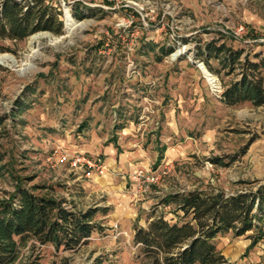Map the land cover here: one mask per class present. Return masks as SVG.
<instances>
[{"label": "rangeland", "instance_id": "rangeland-1", "mask_svg": "<svg viewBox=\"0 0 264 264\" xmlns=\"http://www.w3.org/2000/svg\"><path fill=\"white\" fill-rule=\"evenodd\" d=\"M48 1L62 10V35L0 41V201L21 186L109 213L95 216L105 231L80 250L30 239L13 264H143L135 228L178 221L168 195L264 184V107L224 105L233 77L196 59L218 38L264 58V0ZM76 3L94 16L74 18ZM104 37L108 48L91 52ZM150 42L174 52L158 62ZM77 156L107 171L87 174ZM140 169L159 181L144 186ZM251 233L216 247L231 264H264V236L253 245Z\"/></svg>", "mask_w": 264, "mask_h": 264}, {"label": "trees", "instance_id": "trees-1", "mask_svg": "<svg viewBox=\"0 0 264 264\" xmlns=\"http://www.w3.org/2000/svg\"><path fill=\"white\" fill-rule=\"evenodd\" d=\"M62 15L60 7L48 0H0V41L21 42L40 32L62 35ZM72 15L82 21L94 16V12L76 3ZM108 46V38L104 37L90 51L99 54ZM146 46L148 52H155L158 62L174 52L172 47L155 42ZM196 59L217 77H233L220 95L224 105L237 107L248 103L264 107L261 54L250 55L218 38L200 47ZM4 122L1 118L0 127ZM35 189L19 186L9 199L0 201V264H13L21 245L30 239L43 246L52 245L56 250L76 252L89 243L93 234L105 231L95 216L108 215V208L77 210L67 199L38 195ZM162 204L175 207L178 221L159 217L145 228H135L133 243L143 264H231L217 249V237L229 233L241 237L252 232L247 238L255 245L264 236V184L233 194L213 189L175 193L163 199Z\"/></svg>", "mask_w": 264, "mask_h": 264}, {"label": "built area", "instance_id": "built-area-1", "mask_svg": "<svg viewBox=\"0 0 264 264\" xmlns=\"http://www.w3.org/2000/svg\"><path fill=\"white\" fill-rule=\"evenodd\" d=\"M64 159H67V156H64ZM101 160H98L97 162L94 160H90L87 157H79L77 156L74 159V162L77 163H82V164H88L87 165V174H91V171L94 172V170L97 169V171L103 172L104 170L107 171V167L103 164H99ZM144 180V186L148 184H152L154 182L159 181V176L156 175V173H153L152 171L145 170V169H140L135 173V180L141 181ZM142 185V184H141Z\"/></svg>", "mask_w": 264, "mask_h": 264}, {"label": "bare ground", "instance_id": "bare-ground-1", "mask_svg": "<svg viewBox=\"0 0 264 264\" xmlns=\"http://www.w3.org/2000/svg\"><path fill=\"white\" fill-rule=\"evenodd\" d=\"M74 25V21L71 17H68V28H72ZM12 59V58H11ZM209 76V75H208Z\"/></svg>", "mask_w": 264, "mask_h": 264}]
</instances>
